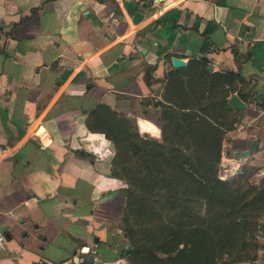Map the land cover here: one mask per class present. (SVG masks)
Returning <instances> with one entry per match:
<instances>
[{"label": "crops", "instance_id": "crops-1", "mask_svg": "<svg viewBox=\"0 0 264 264\" xmlns=\"http://www.w3.org/2000/svg\"><path fill=\"white\" fill-rule=\"evenodd\" d=\"M174 56L240 75L220 176L264 185V0H0V264L64 262L93 240L132 264L115 149L87 120L104 104L162 141Z\"/></svg>", "mask_w": 264, "mask_h": 264}, {"label": "trees", "instance_id": "trees-1", "mask_svg": "<svg viewBox=\"0 0 264 264\" xmlns=\"http://www.w3.org/2000/svg\"><path fill=\"white\" fill-rule=\"evenodd\" d=\"M206 57L168 72L163 140L146 138L107 105L88 128L113 143L112 173L125 182L121 228L132 264H248L259 257L264 185L248 171L220 176L227 132L239 112L237 72H213Z\"/></svg>", "mask_w": 264, "mask_h": 264}, {"label": "built area", "instance_id": "built-area-1", "mask_svg": "<svg viewBox=\"0 0 264 264\" xmlns=\"http://www.w3.org/2000/svg\"><path fill=\"white\" fill-rule=\"evenodd\" d=\"M4 150L0 145V159L4 157ZM225 169V168H224ZM227 170V169H225ZM259 233L264 238V225L260 228ZM3 241L2 234H0V244ZM101 245L98 241L93 240L89 243L82 244L74 254L64 262H51L49 260H43L45 264H129L123 259L116 261H105L101 258ZM248 264H264V250L260 258L255 261H251Z\"/></svg>", "mask_w": 264, "mask_h": 264}, {"label": "water", "instance_id": "water-1", "mask_svg": "<svg viewBox=\"0 0 264 264\" xmlns=\"http://www.w3.org/2000/svg\"><path fill=\"white\" fill-rule=\"evenodd\" d=\"M172 62H173L174 67L176 68L185 67L187 65V62L179 56H174L172 58ZM210 68L213 69V65H210ZM229 103L238 110H241L245 107V103L237 95L231 96L229 99ZM253 150H254V146L253 144H251L250 149L244 152V154L248 155ZM131 252H132V248L129 247L126 251V255L129 256Z\"/></svg>", "mask_w": 264, "mask_h": 264}, {"label": "rangeland", "instance_id": "rangeland-1", "mask_svg": "<svg viewBox=\"0 0 264 264\" xmlns=\"http://www.w3.org/2000/svg\"><path fill=\"white\" fill-rule=\"evenodd\" d=\"M140 129L142 132L149 134L151 136H156L158 132V129L146 120H140ZM263 222H264V217H263ZM261 238H262L261 234L258 233V241L260 242L261 245H264V241ZM258 258H260V255Z\"/></svg>", "mask_w": 264, "mask_h": 264}]
</instances>
